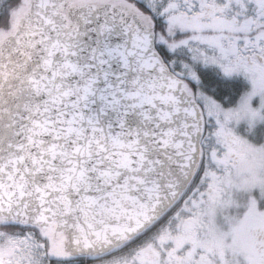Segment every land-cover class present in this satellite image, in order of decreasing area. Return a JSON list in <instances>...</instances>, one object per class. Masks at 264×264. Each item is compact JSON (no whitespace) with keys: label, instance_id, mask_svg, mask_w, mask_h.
Masks as SVG:
<instances>
[{"label":"snow or ice","instance_id":"1","mask_svg":"<svg viewBox=\"0 0 264 264\" xmlns=\"http://www.w3.org/2000/svg\"><path fill=\"white\" fill-rule=\"evenodd\" d=\"M0 264H264V0H0Z\"/></svg>","mask_w":264,"mask_h":264}]
</instances>
